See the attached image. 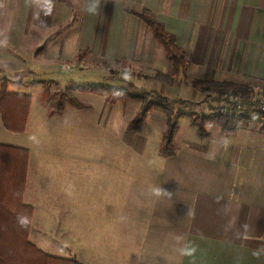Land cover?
I'll return each mask as SVG.
<instances>
[{
  "label": "crops",
  "instance_id": "obj_1",
  "mask_svg": "<svg viewBox=\"0 0 264 264\" xmlns=\"http://www.w3.org/2000/svg\"><path fill=\"white\" fill-rule=\"evenodd\" d=\"M142 10L185 53L189 80L251 82L255 94L264 87V0H0V86L6 81L7 93L24 95L23 87L36 86L32 79L54 71L55 58L76 62L81 53L152 64L151 36L134 15ZM30 116L31 104L22 135L6 133L0 121V146L23 149L9 140L25 136ZM213 126L205 125L204 139L196 130L175 133L171 155L157 151L152 165L110 163L90 171L99 178L88 197L81 180L70 182L78 169L50 168L52 154L31 164L24 149L22 203L32 209L29 232L35 228L30 244L41 252L38 238L63 237L41 228L44 216L36 211L65 208V249L79 264H264V131L248 124L223 135ZM88 242L93 260L79 252ZM189 244L195 252L183 255Z\"/></svg>",
  "mask_w": 264,
  "mask_h": 264
},
{
  "label": "rangeland",
  "instance_id": "obj_2",
  "mask_svg": "<svg viewBox=\"0 0 264 264\" xmlns=\"http://www.w3.org/2000/svg\"><path fill=\"white\" fill-rule=\"evenodd\" d=\"M143 28L144 32L149 35L144 25ZM150 41L154 53L152 64L136 61L107 63L89 55H82L76 62L73 60L65 64L62 62L66 60V57L57 62H55V58L54 71L52 72L48 71L51 70V62L48 64L42 62L43 70L48 72L40 74L39 81H35V79L30 81V84L36 86H26L19 91L25 96H29L32 102L31 120L26 134L23 138L9 140V143L30 150L31 164L36 163L38 156H40L38 159H41L44 158L43 154H52L55 157H49L50 160L47 162L50 164V168L59 166L78 169L79 172L74 175L71 173L72 176L69 179L70 182L73 179L81 180L86 197L89 196L90 191L94 190V186L98 184L97 178H99L90 171L95 172L97 169L110 166V163L112 166L116 164L119 168H141L146 167L149 163L151 165L157 163L159 157L157 151L161 136L165 132V117L162 112H151L140 131L133 134L128 133L126 129L140 111L139 102L128 101L109 106L104 98L91 94L74 93L73 97L85 106V110L76 111L65 107L61 120H46V104L42 96L43 87L46 88L49 95H53L68 83L82 87L111 88L147 100H153L154 97L150 95L154 93L170 101L169 107L175 115L174 120L177 124L176 137H185L190 133V130L196 133L195 129L187 126L188 115L206 114L209 108L220 109L222 106L202 103L203 97L190 90L188 86L190 80L187 74L185 78L177 79L171 88L152 81L151 78L156 73L170 77L172 71L164 60L160 48L152 42L151 38ZM127 73H130L131 76L126 75ZM4 79L10 80L9 76H5ZM249 85L255 86L251 82ZM8 89L9 91L14 90L12 86H9ZM193 95H196L197 98H193ZM181 102L185 104H180ZM257 125L261 131L264 130V124ZM213 127L216 128V126ZM61 155H64L63 159L60 157ZM114 155H116V159L110 160V157L113 158ZM79 175L80 177L77 178ZM41 208L36 211L37 217L41 216V213L44 216V218L41 216L43 223L39 224L40 227L49 231L61 230L63 234L62 238L55 240L51 239L53 238L52 234H47V236L44 234L42 239L38 238L37 240L43 248L41 252L52 258L72 260L75 257L68 255L69 250L65 249V208L62 209L63 214L55 215L48 213L44 207ZM34 230L35 228L32 227L29 232V240L27 237L29 244L33 243ZM93 242L91 240V243ZM88 246L81 247L79 252L83 258L93 260L95 248L93 245L90 246L89 242Z\"/></svg>",
  "mask_w": 264,
  "mask_h": 264
},
{
  "label": "trees",
  "instance_id": "obj_3",
  "mask_svg": "<svg viewBox=\"0 0 264 264\" xmlns=\"http://www.w3.org/2000/svg\"><path fill=\"white\" fill-rule=\"evenodd\" d=\"M134 15L148 29L154 44L160 48L164 60L172 71L170 77L156 73L151 78L152 81L168 88L173 87L177 79L185 78L187 67L185 53L175 46L173 37L166 34L162 25L148 15L146 10L134 13ZM126 75L131 76L130 73ZM188 86L190 90L203 97L202 103L222 106L220 109L209 108L206 114L188 115L189 125L196 130L200 139L206 137L205 125L207 123L215 125L223 135L234 134L241 126L258 124L254 110L256 105L251 103V100L264 101V87L255 94L250 85L237 82L190 80ZM74 93L91 94L104 98L109 106L128 101L139 102L140 111L129 123L126 129L128 133H138L151 112H162L165 117V132L161 136L158 154L162 157L171 155L177 124L167 98L151 93L150 96L154 99L147 100L111 88L82 87L68 83L53 95H49L45 87L42 88L46 117L60 116L65 107L76 111L85 110V106L73 97ZM30 104L29 96L9 94L6 91V81L1 83L0 121L6 133L12 135L24 133ZM236 107L240 108L238 115L234 114ZM27 161L28 152L26 150L0 146V264H79L73 259L63 260L46 256L28 243L32 209L22 203ZM22 218L26 219L23 226L20 223Z\"/></svg>",
  "mask_w": 264,
  "mask_h": 264
},
{
  "label": "built area",
  "instance_id": "obj_4",
  "mask_svg": "<svg viewBox=\"0 0 264 264\" xmlns=\"http://www.w3.org/2000/svg\"><path fill=\"white\" fill-rule=\"evenodd\" d=\"M251 103L256 105L254 110L256 111L255 118H256L257 123L259 125H263L264 124V101H262L261 99H253L251 100ZM239 110L240 108L236 107V109L234 110V114L238 115Z\"/></svg>",
  "mask_w": 264,
  "mask_h": 264
},
{
  "label": "clouds",
  "instance_id": "obj_5",
  "mask_svg": "<svg viewBox=\"0 0 264 264\" xmlns=\"http://www.w3.org/2000/svg\"><path fill=\"white\" fill-rule=\"evenodd\" d=\"M89 10H90V11H94V8L89 9ZM161 191H162V189H160V188H153V189H152V192H153L155 195H160ZM163 191H165V190L163 189ZM165 192H167V191H165ZM20 223H21V225L23 226V225L26 223V219L22 218V219L20 220ZM194 252H195V247H194V246H191L190 244L187 245V246L185 247V249L182 250V254H183V255H192Z\"/></svg>",
  "mask_w": 264,
  "mask_h": 264
}]
</instances>
